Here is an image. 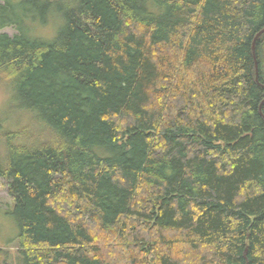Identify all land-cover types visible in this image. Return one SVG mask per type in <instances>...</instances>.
Returning a JSON list of instances; mask_svg holds the SVG:
<instances>
[{
	"label": "trees",
	"instance_id": "obj_1",
	"mask_svg": "<svg viewBox=\"0 0 264 264\" xmlns=\"http://www.w3.org/2000/svg\"><path fill=\"white\" fill-rule=\"evenodd\" d=\"M6 27L18 264H264V0H0Z\"/></svg>",
	"mask_w": 264,
	"mask_h": 264
},
{
	"label": "rangeland",
	"instance_id": "obj_2",
	"mask_svg": "<svg viewBox=\"0 0 264 264\" xmlns=\"http://www.w3.org/2000/svg\"><path fill=\"white\" fill-rule=\"evenodd\" d=\"M54 30V28H53ZM0 31L14 34L16 30L13 27H6ZM52 31L51 24L43 27L42 31L49 38L48 32ZM6 94L0 90V106L2 105ZM11 206V199L7 191V185L5 181L0 177V264H18L16 254V243H8L11 240H15L17 235V226L13 222V219L5 213V209Z\"/></svg>",
	"mask_w": 264,
	"mask_h": 264
},
{
	"label": "water",
	"instance_id": "obj_3",
	"mask_svg": "<svg viewBox=\"0 0 264 264\" xmlns=\"http://www.w3.org/2000/svg\"><path fill=\"white\" fill-rule=\"evenodd\" d=\"M264 33V28L261 29L259 32H257V34L254 36V40H253V44H252V48H253V53L255 51V42L256 40L258 39V37L260 35H262ZM255 62H256V59H255ZM257 76H258V66H257V63H256V79H257Z\"/></svg>",
	"mask_w": 264,
	"mask_h": 264
}]
</instances>
